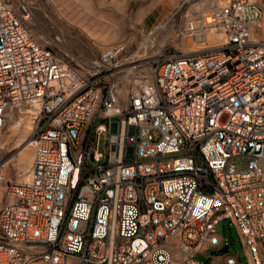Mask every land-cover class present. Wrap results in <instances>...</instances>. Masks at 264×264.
Masks as SVG:
<instances>
[{
    "label": "built area",
    "instance_id": "2783aa9c",
    "mask_svg": "<svg viewBox=\"0 0 264 264\" xmlns=\"http://www.w3.org/2000/svg\"><path fill=\"white\" fill-rule=\"evenodd\" d=\"M36 1L0 0V129L21 104L32 126L28 179L0 175V264H240L222 220L264 264L258 4L199 2L177 26L195 48L83 61L34 38Z\"/></svg>",
    "mask_w": 264,
    "mask_h": 264
},
{
    "label": "rangeland",
    "instance_id": "374dc122",
    "mask_svg": "<svg viewBox=\"0 0 264 264\" xmlns=\"http://www.w3.org/2000/svg\"><path fill=\"white\" fill-rule=\"evenodd\" d=\"M85 1L37 0L31 16L25 22L39 43L52 46L64 57L72 56L75 60L89 61L97 57L106 46L120 40L126 43L128 51L140 47V52L155 55L160 46H166V53L172 50V44L183 48L201 45L197 41L181 38L177 26L184 13L195 10L202 0H88L91 11L86 8ZM254 1L261 10V17L253 25V34L264 38V0ZM100 36L106 37L102 40V47L97 44L101 41ZM18 106L22 109L27 107L24 104ZM14 107L17 110V106ZM16 110H13V114L17 122L10 124L12 127L5 123L0 129V167L7 165L8 168L6 171L0 169V175L17 181L19 146L15 139L23 133L22 126L26 117L24 114L17 115ZM27 133L31 137L32 126ZM106 149L105 146L100 150L105 153ZM3 182L0 181V205L7 199ZM216 229L223 233L226 250L237 254L240 264H248L244 246L234 225L222 220Z\"/></svg>",
    "mask_w": 264,
    "mask_h": 264
},
{
    "label": "bare ground",
    "instance_id": "6f19581e",
    "mask_svg": "<svg viewBox=\"0 0 264 264\" xmlns=\"http://www.w3.org/2000/svg\"><path fill=\"white\" fill-rule=\"evenodd\" d=\"M85 6H86V8L89 11H91V7H90V4H89L88 0L85 1ZM252 28H253V26H252ZM90 35H92V34H90ZM103 37H104V35H103ZM103 37L100 36V38H101L100 40L101 41L97 42L99 47H102L103 41L106 38V37L105 38H103ZM207 37H208L209 40L212 41V39H214L215 36L213 34H208ZM13 107L14 106L8 108V115L4 119V123L3 124L8 123V125H7L8 127H12V125H10V124H12L14 122L15 123L17 122L15 120V117H14V114H13V110H16V109H13ZM29 111L30 110L27 107L22 109L21 106H17L16 114L17 115L24 114L25 117H26L25 121H24V124L22 126L23 133L21 134V136L18 139H15V140H17L16 142H17V145L19 146V150H18V153H17V167H16L17 181H23V180H27L28 179V171H29V166L31 164V159H32V147H31V144H30V137H29L30 135H28V133H27L28 130L31 128V120H30L31 118H30ZM11 133H12V131H11ZM0 169L6 171L8 168H7V165H3L2 167H0ZM0 188H1V185H0ZM35 264H43V263H41L40 261H37Z\"/></svg>",
    "mask_w": 264,
    "mask_h": 264
},
{
    "label": "water",
    "instance_id": "95a60500",
    "mask_svg": "<svg viewBox=\"0 0 264 264\" xmlns=\"http://www.w3.org/2000/svg\"><path fill=\"white\" fill-rule=\"evenodd\" d=\"M222 251L226 250V245L221 248Z\"/></svg>",
    "mask_w": 264,
    "mask_h": 264
}]
</instances>
